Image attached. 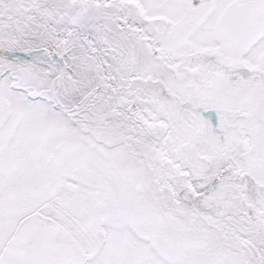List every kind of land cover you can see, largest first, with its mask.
I'll use <instances>...</instances> for the list:
<instances>
[{
    "label": "snow or ice",
    "instance_id": "6c2138e0",
    "mask_svg": "<svg viewBox=\"0 0 264 264\" xmlns=\"http://www.w3.org/2000/svg\"><path fill=\"white\" fill-rule=\"evenodd\" d=\"M0 264H264V0H0Z\"/></svg>",
    "mask_w": 264,
    "mask_h": 264
}]
</instances>
